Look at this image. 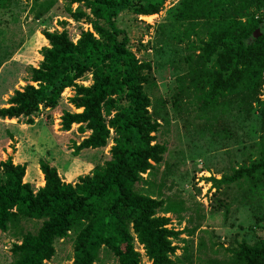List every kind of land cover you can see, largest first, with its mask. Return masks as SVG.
<instances>
[{"label": "trees", "instance_id": "16d2710c", "mask_svg": "<svg viewBox=\"0 0 264 264\" xmlns=\"http://www.w3.org/2000/svg\"><path fill=\"white\" fill-rule=\"evenodd\" d=\"M15 1L0 0V11L9 10ZM163 1L30 4L35 16L52 10L63 19L86 20L92 30L81 29L75 41L63 27L43 30L47 45L40 49L38 65L28 70L30 83L13 90L7 105L0 107V118L22 117L24 123H32L40 107L52 108L62 90L70 88L67 102L75 110L62 112L61 129L77 124L79 132L89 131L75 149L104 147L108 138L112 144L109 158L73 183L64 182L53 166L40 161L43 184L37 188L23 181L24 164L12 163L9 156L0 159V231L20 219L41 220L34 233L25 232L11 244L6 264H44L54 254V241L71 233L69 264H99L104 256L115 258L116 264H141L135 243L150 264H192L193 258L196 264H264V236L251 244L237 242L221 258L194 257L187 238L194 228L175 229L166 215L182 211L180 203H169L158 189L155 194L136 188L137 183L149 182L146 176L161 161L165 146L155 141L160 124L152 116L156 111L148 110L145 85L151 65L137 59L115 18L125 10L156 13ZM261 8L264 0H177L165 10L163 45L176 41L188 51L182 56L187 70L177 77L172 104L178 95L191 94L203 106L215 107L218 98L224 106L232 96L251 106L261 124L254 157L228 175L208 180L215 189L222 183H246L250 194L264 200V97L257 93L264 83V13L256 12ZM255 29L258 34L253 37ZM84 74L90 75L88 85L77 82Z\"/></svg>", "mask_w": 264, "mask_h": 264}, {"label": "rangeland", "instance_id": "374dc122", "mask_svg": "<svg viewBox=\"0 0 264 264\" xmlns=\"http://www.w3.org/2000/svg\"><path fill=\"white\" fill-rule=\"evenodd\" d=\"M32 1L16 0L9 10L0 11V107L7 105L13 90L30 83L28 70L38 65L40 49L47 45L43 30L63 27L72 41L81 29L92 30L86 20L63 19L52 10L35 16L34 10H29ZM176 1L164 0L160 10L153 14L125 10L115 18L137 59L151 65L145 85L151 102L148 110L156 111L152 116L160 124L154 133L155 141L165 146L152 175L142 174L149 182L137 183L136 188L155 194L158 189L169 203H180L182 211L166 214L169 226L179 230L194 228L187 237L194 257L221 258L228 254L225 249L237 242L251 244L264 236V200L250 194L246 183H222L215 189L208 178L228 175L232 168L245 165L254 157L261 124L251 106L245 100L237 102L234 96L228 97L229 103L224 106L220 104L221 98L216 100L215 107L203 106L191 94L178 95L176 105L172 104L178 91L177 77L187 70L182 56L188 52L176 41L163 45L165 10ZM256 12L264 13V8ZM62 19L64 24L59 23ZM77 82L90 84V75L84 74ZM257 93L264 97V83ZM71 94L70 88H64L52 108L40 107L35 112L32 123H24L22 117L0 118V159L9 156L16 159L15 163L24 164L23 181L33 188L43 184L40 161L53 166L64 182L73 183L109 158L110 138L104 147L77 150L75 145L89 131L79 132L77 124H71L68 130L61 129L62 112L75 110L67 102ZM40 223V219L25 218L0 231V264L11 260V244L18 243L25 232L34 233ZM71 239L72 233L56 239L54 254L44 264H69ZM134 246L140 252V263L150 264L141 246ZM192 260L196 264V259ZM99 264H116V260L104 256Z\"/></svg>", "mask_w": 264, "mask_h": 264}, {"label": "water", "instance_id": "95a60500", "mask_svg": "<svg viewBox=\"0 0 264 264\" xmlns=\"http://www.w3.org/2000/svg\"><path fill=\"white\" fill-rule=\"evenodd\" d=\"M257 34H258V29H255L252 35H253V37H255V36H257Z\"/></svg>", "mask_w": 264, "mask_h": 264}, {"label": "crops", "instance_id": "0c3cea01", "mask_svg": "<svg viewBox=\"0 0 264 264\" xmlns=\"http://www.w3.org/2000/svg\"><path fill=\"white\" fill-rule=\"evenodd\" d=\"M14 154H16V153H14ZM11 159H12V160H13V162L15 163V160H16V159H15V158H13V157H11Z\"/></svg>", "mask_w": 264, "mask_h": 264}, {"label": "built area", "instance_id": "2783aa9c", "mask_svg": "<svg viewBox=\"0 0 264 264\" xmlns=\"http://www.w3.org/2000/svg\"><path fill=\"white\" fill-rule=\"evenodd\" d=\"M141 248V247H140Z\"/></svg>", "mask_w": 264, "mask_h": 264}]
</instances>
